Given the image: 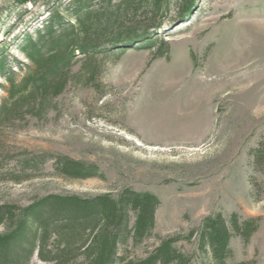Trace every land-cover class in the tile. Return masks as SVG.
Here are the masks:
<instances>
[{
  "label": "rangeland",
  "instance_id": "obj_1",
  "mask_svg": "<svg viewBox=\"0 0 264 264\" xmlns=\"http://www.w3.org/2000/svg\"><path fill=\"white\" fill-rule=\"evenodd\" d=\"M69 1L0 0L7 65L24 61L23 34L48 20V8L63 11ZM171 10L169 17L173 2ZM165 22L152 49L108 61L98 89L68 85L41 117L0 128V206L22 208L50 194L150 192L159 200L154 228L128 243L127 257L179 236L175 248L202 264L198 231L220 214L227 225L232 215L257 224L247 241L232 233L226 263L264 264V164L256 167L251 154L264 134V0H197L189 17ZM160 41L167 53L151 59ZM65 158L96 175L60 176L56 162ZM29 264L46 263L35 251Z\"/></svg>",
  "mask_w": 264,
  "mask_h": 264
},
{
  "label": "trees",
  "instance_id": "obj_2",
  "mask_svg": "<svg viewBox=\"0 0 264 264\" xmlns=\"http://www.w3.org/2000/svg\"><path fill=\"white\" fill-rule=\"evenodd\" d=\"M172 2L175 12L169 17ZM196 2L70 0L63 11L48 8V20L40 22L33 34H23L18 50L24 61H16L14 69L0 53V128L26 117H41L68 85L98 89L108 61L130 49H152L166 19L171 24L182 21ZM160 45L151 59L167 53L166 42ZM251 154L254 165L262 167L264 134ZM56 171L67 179L96 175L94 166L66 158L57 160ZM158 205L153 193L123 188L117 195L50 194L22 208L0 206V264H29L35 251L46 264H191L190 256L174 246L182 239L179 236L160 238L143 258L127 257L124 248L129 242L135 246L151 235ZM256 228L254 219L239 223L235 215L229 225L220 214L204 218L198 231L202 264H227L232 233L247 241ZM194 232L184 239L190 240Z\"/></svg>",
  "mask_w": 264,
  "mask_h": 264
}]
</instances>
